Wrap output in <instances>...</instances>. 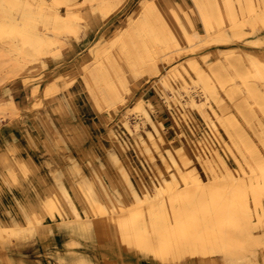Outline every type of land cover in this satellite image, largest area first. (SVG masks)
I'll list each match as a JSON object with an SVG mask.
<instances>
[{"label": "rangeland", "instance_id": "rangeland-1", "mask_svg": "<svg viewBox=\"0 0 264 264\" xmlns=\"http://www.w3.org/2000/svg\"><path fill=\"white\" fill-rule=\"evenodd\" d=\"M202 1L211 17L208 25L197 0L6 2L10 12H0L1 21L8 16L21 23L23 10L31 3L33 10L43 7L49 22L55 13L64 14L67 20L56 27L38 24V30L46 35L40 48L23 43L18 30L0 34V264H67L74 257L88 258L96 264H264V221L249 220L231 226L234 243H218L210 256L183 254L172 259L160 257L149 248H137L131 235L125 243L124 236H119L122 227L108 224L111 213L103 215L107 219L96 217L99 213L86 196L89 186L97 190V198L106 197L98 191L102 184L107 196L121 203L119 211L126 213L121 219L136 209L131 190L109 156L114 149L108 137L111 132L127 142L126 151L132 158L127 161L135 183L152 189L158 186L160 176L172 170V163L166 164L156 152H152L150 164L146 153L137 155L131 148L136 130L142 134L152 130L144 115L134 108L142 98L151 103L152 123L161 129L166 141L173 147H189L174 121L169 89L159 80L165 68L186 79H190L189 74L194 76V68L227 71L230 79L222 86L217 84L216 89L226 102L229 117L224 121L237 144L214 118L222 141L245 169H258L264 164V103H256L245 86L253 84L264 95V80L252 75L249 60L242 53L248 48L264 70V26L246 23L240 36H232L226 26L223 1L216 0L222 6L221 24L216 23L214 14H209V1L213 0ZM170 6L183 14L185 35L177 24H172ZM162 17L175 37L156 30L155 22ZM222 32L230 36L228 40H221ZM169 80L179 96L185 95L180 99L184 108L197 118L202 119L199 112L206 107L215 108L221 115L212 98L206 99L197 92L195 99L207 100V104L196 109L189 107L179 79L171 74ZM229 120L234 121L233 125ZM215 143L222 160L236 171L237 164L223 144L217 140ZM165 159L168 160L166 153ZM191 159L197 174L207 179L209 168L193 156ZM176 161L179 167H185L178 156ZM51 170L63 180L64 171L69 172L75 181L73 188L67 190L78 194L85 207H79L81 217H88L90 225L85 235H65L54 229L58 221H77L68 218L72 213ZM46 190L59 199L57 209L46 206L50 204ZM143 204L137 208H143ZM157 213H149L150 218ZM97 218L104 220L102 226L95 224ZM145 221L141 214L136 216L138 230L146 225Z\"/></svg>", "mask_w": 264, "mask_h": 264}, {"label": "bare ground", "instance_id": "bare-ground-1", "mask_svg": "<svg viewBox=\"0 0 264 264\" xmlns=\"http://www.w3.org/2000/svg\"><path fill=\"white\" fill-rule=\"evenodd\" d=\"M53 1L56 4H66L67 2V0ZM222 1L228 17L226 26L230 27L232 36H240L242 34L241 27L246 23L253 27L257 24L264 26V0ZM6 2L8 0H2L0 12H10ZM197 2L199 8L203 9L201 16L204 22L207 25L210 24L211 17L205 12L203 1L197 0ZM32 4L29 5V8L26 6L25 10H23L21 23L14 21L8 16H6L7 19H3L5 21L0 20V34L5 31L13 32L18 30L23 43L40 48L45 42L46 35L38 30V24L45 26L53 24L56 27L65 23L67 18L64 14L55 13L49 22L48 17L44 15L43 7L38 8V11L35 8L33 10ZM208 6L211 11L209 14H214L216 23L221 24L223 22L220 13L221 3L213 0L209 1ZM149 10L153 14L154 10L150 8ZM168 15L172 20V24L174 26L177 24L179 30L185 35L186 25L184 19H182L183 14L174 6H170ZM155 28L159 32H170L175 37L164 17L156 20ZM220 37L221 40L226 41L230 36L222 32ZM247 49H243L242 53H245L249 60L252 75L259 80H264V70H262L260 63L252 58L251 51ZM194 70V76L189 74L190 79H186L179 72L170 71L167 68L159 76L161 85L169 89V98L175 104V107L172 106L173 104L170 105L174 108L172 111L173 118L180 133L185 136V142L189 144L188 148L184 145L173 147L166 141L160 131L161 129H158L152 123V105L147 99L142 98V102H137L134 105L135 110L140 111L151 124L152 130L146 131L144 134L136 130L132 134L131 148L137 155L142 152L146 153L150 159V164H152L153 151L166 164H168L166 161L172 163L170 165L173 167L172 170H168L166 176H160L158 186L149 189L135 183L136 180L129 171L130 167L127 161V159L132 161L126 151L127 142L120 135L111 132L108 137L114 149L109 151V156L118 169L123 182L131 190L133 208L136 209H132L133 212H128L127 218L121 219L126 214H122V211H119L122 206L121 203L109 198L110 196H107V193L104 192L102 184L98 186V191L103 193L102 195H106V197L100 196L97 198L94 194L97 190L89 186L86 188L89 204L99 213V216L96 217L107 219L103 215L106 212L111 213L107 220L108 224L110 227L112 225L122 227L121 229L118 228L119 236H124L125 243L128 242V237L131 235V240L134 246L135 244L137 245V248H149L154 250L155 254L160 257L172 259H176L183 254L210 256L212 251L218 247V243L223 246H230L234 243L233 236L229 231L231 226L242 222L247 223L249 220L254 222L264 221V164H260L258 169L251 166L249 169H245L240 165L232 155L228 145L222 141L217 125L218 122L222 126L223 131L229 134L232 142L236 145L237 142L230 134L229 128L224 121L229 117L225 107L226 102L218 96V90L216 89L217 84L222 86L225 80L230 79L227 71L223 68H219L217 72L210 69L209 72L197 68H194ZM171 74L179 79V88L184 89L186 97H188L186 101L189 107L196 109L195 107H202L203 104H207V100L198 102L195 99L197 92L198 94H204L206 99L212 98L219 107L221 115L215 108L210 107L211 110H209L206 107L203 112H199L202 117L200 120L190 109H185L184 103L180 100L185 95L179 96L180 92L175 89V86L169 80ZM245 86L256 103H264V95L253 84L247 83ZM229 95L230 99H232L231 101H233V97L231 94ZM167 100L169 99L167 98ZM158 122L163 126L160 121ZM233 122L229 120V124L233 125ZM134 126L136 129L138 128L137 123ZM214 139L223 144L228 155L234 160V163L236 162V171L230 169L222 160L223 157L219 154ZM170 149L171 151H169ZM165 153L168 160L165 159ZM176 156L182 159L185 167L177 165ZM192 156L200 164H204L209 168L210 175L207 179H203L197 174L192 163ZM64 172L63 178L65 180L59 175H55L54 171L51 170L53 178L55 177L54 182L59 183V193L67 205L68 211L72 213L70 215L69 212L70 216L68 218L75 219L77 222L71 221V219L61 220L55 223L54 229L65 235L71 233L83 236L90 226L88 217H81L79 207L83 208V210L85 207L78 194L75 196L73 193L72 195L67 190L68 188H73L75 181L70 179L69 172ZM65 182L67 185L64 184ZM75 189L73 190L76 191ZM46 193L50 200V204L46 205L48 209H57L59 199L51 197L47 190ZM143 202L146 203V206ZM138 204H143L144 207L138 209ZM154 211L158 212L157 215L154 218H150L149 213ZM138 214H141L146 220V225L141 230H138L139 227L135 223ZM95 222V224L102 226L104 220L97 218ZM67 264L96 263L88 258L74 257Z\"/></svg>", "mask_w": 264, "mask_h": 264}]
</instances>
